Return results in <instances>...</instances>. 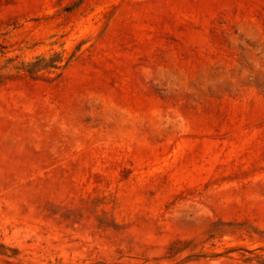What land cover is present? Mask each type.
Segmentation results:
<instances>
[{
  "label": "rangeland",
  "instance_id": "374dc122",
  "mask_svg": "<svg viewBox=\"0 0 264 264\" xmlns=\"http://www.w3.org/2000/svg\"><path fill=\"white\" fill-rule=\"evenodd\" d=\"M0 264H264V0H0Z\"/></svg>",
  "mask_w": 264,
  "mask_h": 264
}]
</instances>
